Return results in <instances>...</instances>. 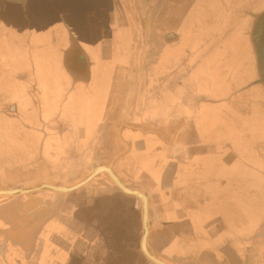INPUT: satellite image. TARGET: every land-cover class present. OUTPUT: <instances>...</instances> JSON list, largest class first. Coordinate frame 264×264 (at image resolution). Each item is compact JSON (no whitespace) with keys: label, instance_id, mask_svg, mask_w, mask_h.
<instances>
[{"label":"crops","instance_id":"obj_1","mask_svg":"<svg viewBox=\"0 0 264 264\" xmlns=\"http://www.w3.org/2000/svg\"><path fill=\"white\" fill-rule=\"evenodd\" d=\"M43 1L0 0V190L68 186L104 165L146 194L147 246L156 257L170 264H264V0L240 14L249 45L244 65L254 81L234 88L226 79L219 98L198 95L209 107L200 109V119L167 114L164 121L145 111L164 100V91L184 87L169 74L195 54L184 45L199 28L186 23L191 11L179 4L174 10L171 0ZM220 3L234 19V1ZM43 11L47 18L39 19ZM194 36L202 49L201 34ZM74 47L86 60L76 77L65 60ZM215 114L223 126L206 125V115ZM211 158L215 174L221 170L226 178H204ZM54 162L70 168L62 181L12 182L13 176L45 174ZM106 177L134 197V210L103 192ZM92 180L65 193L1 196L0 247L8 261L156 264L140 246L141 200L120 190L108 173ZM222 185L239 190L243 217L233 218L237 213L221 205L222 194H230L216 192ZM66 205L70 210L62 212ZM134 211L142 224L138 240ZM189 247L196 248L186 254Z\"/></svg>","mask_w":264,"mask_h":264},{"label":"rangeland","instance_id":"obj_2","mask_svg":"<svg viewBox=\"0 0 264 264\" xmlns=\"http://www.w3.org/2000/svg\"><path fill=\"white\" fill-rule=\"evenodd\" d=\"M32 1L35 0H31V2ZM36 1L37 3H44L43 0H36ZM220 1L221 0H171V2H173L172 3L173 5L170 3L169 6H172L174 10L178 9L177 5L179 4L182 7L184 13H186L187 11L189 12L191 11L189 18H187L186 20V23L188 24L190 22L189 24H192L193 22L194 24V22H198L199 28L196 32H198V34H201V38L199 40L201 42H204L205 44H203L202 49L200 50L197 49L198 42L196 40V37L195 36H194L195 38L193 37V35H195L196 32L192 30L193 35H190V37L186 38L184 45L186 49H188L190 52H195V54L193 56L191 55L190 59L187 60V63L185 65H182L181 67L173 66L169 74L171 79H173L174 81H183L184 87H178L173 91L170 90L167 92L164 91L165 92L164 100L158 99L156 100V102H153L152 108L146 109L145 111L146 116H148L149 118L153 120H155L156 118V120L161 119L164 121V119L167 117V114H169L170 118L171 116L176 117V120L178 116L184 118H186L187 116V118L189 119L193 118L194 120H198L200 119V115L201 116L203 115L199 113L200 109H204L205 107L209 109V107L205 103H201L200 97L201 98L203 97L201 95H208L209 98H219V96L223 95L224 93V89L221 87V85L222 83H225L227 80L232 81L234 88H238L239 86H241L243 81H254L252 79L253 77L251 72L247 71L246 65H244V62L248 58V54H247L248 51L246 46L249 45L246 35L244 34V29L242 25L243 17H241L240 14H242L241 13L242 11H246L247 9L250 8L255 9L258 5H256L254 1L257 0H233L235 10H232V12L239 11L237 15L233 17L234 19H229L231 17L227 16L228 13L226 11V7H224L220 3ZM11 11H15V10L13 9ZM11 11H9V15L13 16L12 15L13 12ZM233 13L236 14L235 12ZM244 14L245 13H243L242 15ZM211 17H215V18L211 19ZM45 18H47V11L46 12L43 11L42 14H39V19H45ZM13 24H15V22H13ZM1 27L2 25H0V31L3 30ZM1 50L2 48L0 47V52ZM67 53L68 54L65 60L67 62V65L70 66V69H72V72L75 74L74 76L76 77L78 71L80 72L81 67H83L82 65H85L86 60L85 58L82 59L84 53L80 54L81 49L75 47L74 49L67 51ZM47 57H49V55H47ZM261 59H262V67H263L264 54L261 57ZM263 70L264 69H261L259 71L261 76L264 75ZM31 79H34V76L29 77L26 81H30ZM214 81H216V83H214ZM215 85H216V91H210V88L214 87ZM198 95L200 97H198ZM91 108H93L92 105ZM210 109H212V107ZM204 111L207 112L206 109ZM204 121L207 126H215L220 124L223 126V123L216 114L213 116L206 115ZM49 138L50 135H47L46 140H48ZM212 139L213 138L211 139L208 138L205 140L209 141ZM216 140L217 138L211 142H215ZM92 154L93 156L98 157L100 156L99 155L100 151L92 152ZM43 157L47 158L45 155H43ZM195 160L197 161H195L194 164H197L199 160L198 156L195 157ZM213 162L214 161L211 158V163L208 166V173H206L204 178L219 179L218 177L220 176L226 178L227 175L224 174L222 175L220 168H219L220 172L218 173V176L215 174L217 173V169L215 168ZM239 164H240L239 160L237 162L234 161L233 169H236V166L239 167ZM62 166L63 165L60 164L59 162L57 163L54 162L53 164L49 163L47 164V168H46L47 172L44 171L45 174L39 173L36 174V176L24 175L23 177L13 176L12 182L16 184H21L26 180H32V179H36L39 181H49V182L50 181L58 182L59 180L62 181L63 175L70 170L69 167L63 168ZM22 168H25V170H29L26 166H22ZM222 169L224 172H227L229 174V172L226 171L224 168ZM50 170L55 173L54 174L55 176L48 175ZM56 173H58L59 176H57ZM5 180L8 181L10 179H4V181ZM94 183L95 180H92L90 183L86 185L87 191L88 190L90 191L92 189ZM105 184L103 186V192H106L108 195L112 196V198L114 197V199L116 198L117 201L123 203L129 208H133V210L136 208V201L133 196H127L119 192L116 189V187L112 185V183L108 180V178L105 179ZM208 187L209 189L211 188L214 189V185L212 184H209ZM216 192L218 193L227 192L226 194L230 193L228 195L229 198L228 199L225 198V199L227 202L228 201L231 202L227 204L222 194V197L220 199L221 205L224 207H228V209L233 213H237L232 215L233 218L234 216L243 217V208H242L243 205H242V201L239 199L238 196V194L240 195L239 190L237 191L236 189L230 188V186L229 189L225 190V187H223L222 185L220 189L218 188V191ZM67 206L68 205L63 206L61 211L65 212L67 210H70L69 208L66 209ZM75 214H77V212ZM133 218L135 220L134 238L138 240L142 228L141 218L139 217L138 212L134 213ZM195 248L196 247H192V248L189 247L188 249H186V254H190L195 250ZM4 250L5 248L3 247V251ZM168 253L175 254V252H173L172 250H170ZM170 256L174 257V255H170ZM143 260L146 263L149 262L144 257ZM23 263L29 264V262L26 260ZM2 264H17L16 258L13 257L11 261L2 262Z\"/></svg>","mask_w":264,"mask_h":264},{"label":"water","instance_id":"obj_3","mask_svg":"<svg viewBox=\"0 0 264 264\" xmlns=\"http://www.w3.org/2000/svg\"><path fill=\"white\" fill-rule=\"evenodd\" d=\"M103 172L109 174L113 182L117 185V187L120 190H122L123 192L129 195L136 196L142 202L143 232H142L140 246H141V250L144 253V255L156 264H170L156 257L148 249L147 240H148L149 231H150V220H149L148 198L146 194L139 189H133V188L127 187L119 179V177L113 172V170L110 167H107L104 165L96 166L83 179H81L80 181L74 184L68 185V186H56V185H52L48 183H38V184L29 185V186L0 190V197L1 196L24 195V194H29V193L36 192L39 190H51V191L62 192V193L70 192V191H73L75 189H78L84 186L85 184L90 182L93 178H95L98 174L103 173Z\"/></svg>","mask_w":264,"mask_h":264},{"label":"flooded vegetation","instance_id":"obj_4","mask_svg":"<svg viewBox=\"0 0 264 264\" xmlns=\"http://www.w3.org/2000/svg\"><path fill=\"white\" fill-rule=\"evenodd\" d=\"M5 250H6V248H5ZM5 250L3 251V247H0V263L1 264H2V262H6L9 260L8 252H6L7 250L6 251ZM15 258H16L17 264H24L23 263L24 261L19 259L18 256H16Z\"/></svg>","mask_w":264,"mask_h":264}]
</instances>
